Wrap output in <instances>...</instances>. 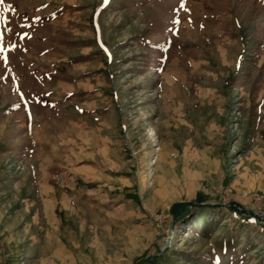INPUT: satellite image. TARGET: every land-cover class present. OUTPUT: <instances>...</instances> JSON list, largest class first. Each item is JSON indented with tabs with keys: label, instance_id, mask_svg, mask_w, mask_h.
<instances>
[{
	"label": "rangeland",
	"instance_id": "rangeland-1",
	"mask_svg": "<svg viewBox=\"0 0 264 264\" xmlns=\"http://www.w3.org/2000/svg\"><path fill=\"white\" fill-rule=\"evenodd\" d=\"M0 264H264V0H0Z\"/></svg>",
	"mask_w": 264,
	"mask_h": 264
},
{
	"label": "built area",
	"instance_id": "built-area-1",
	"mask_svg": "<svg viewBox=\"0 0 264 264\" xmlns=\"http://www.w3.org/2000/svg\"><path fill=\"white\" fill-rule=\"evenodd\" d=\"M243 195L245 196V195H247L246 193H243Z\"/></svg>",
	"mask_w": 264,
	"mask_h": 264
},
{
	"label": "snow or ice",
	"instance_id": "snow-or-ice-1",
	"mask_svg": "<svg viewBox=\"0 0 264 264\" xmlns=\"http://www.w3.org/2000/svg\"><path fill=\"white\" fill-rule=\"evenodd\" d=\"M105 2H107V0H105Z\"/></svg>",
	"mask_w": 264,
	"mask_h": 264
},
{
	"label": "water",
	"instance_id": "water-1",
	"mask_svg": "<svg viewBox=\"0 0 264 264\" xmlns=\"http://www.w3.org/2000/svg\"><path fill=\"white\" fill-rule=\"evenodd\" d=\"M253 214V212H251Z\"/></svg>",
	"mask_w": 264,
	"mask_h": 264
}]
</instances>
